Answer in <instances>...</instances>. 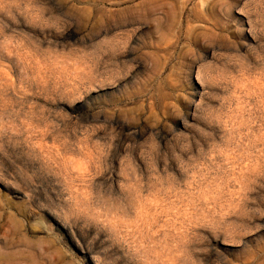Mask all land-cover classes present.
I'll return each instance as SVG.
<instances>
[{
    "label": "rangeland",
    "instance_id": "374dc122",
    "mask_svg": "<svg viewBox=\"0 0 264 264\" xmlns=\"http://www.w3.org/2000/svg\"><path fill=\"white\" fill-rule=\"evenodd\" d=\"M143 1L0 0V264H264V0L192 1L200 83L161 9L102 46Z\"/></svg>",
    "mask_w": 264,
    "mask_h": 264
},
{
    "label": "bare ground",
    "instance_id": "6f19581e",
    "mask_svg": "<svg viewBox=\"0 0 264 264\" xmlns=\"http://www.w3.org/2000/svg\"><path fill=\"white\" fill-rule=\"evenodd\" d=\"M192 1L193 0H181V2L179 0H157L154 3L150 2L148 4H145V5H143L142 8L141 7L139 8L138 15H136L135 17L128 18L126 21H124L120 25H119V23H118V25H116V23L113 22V23H115L116 26L111 28L112 29L111 32H113V34L115 32L116 34H114V37L112 39L110 37L111 40H108L107 37H106L107 39L104 38L105 40L102 39V46L109 45L108 41H111L112 46L109 45L111 47L110 51H111L112 47H113V49H114V47H116L118 49V46L121 44L122 41L124 42V41H127V40L129 41V40L133 39L132 34H136L140 30H146L148 28V25L150 23H153V22H150L151 18H154L153 20L155 21V18H157V17H155V15H153V17H151V15H150V12L152 11V9L153 10L161 9L163 11V15H161V14L158 15L159 19H157L158 21L155 22V25L158 28V30L160 31L159 33L162 32V33H164V35H165V33H169V34L172 33L174 35V37L172 38L170 35V38L172 39V41H171V39H169L168 37L164 39L163 34H160V36H162L164 41L166 40L165 42H167V39H169L171 42H174V43H172L173 44L172 47L170 44L171 42H169V45H168L171 47V49L173 51L177 50V48L181 44L183 36L184 35L186 36V40L188 43V45H187L188 51L189 52L195 51V54L192 56V61H191L190 66H191L192 70H196V69L198 70L197 82L200 83L201 80H203V78H202L203 77V74H202L203 69L201 67L202 63L205 62L209 58L214 59L216 57L217 53L221 50V48L216 43L213 42V40L211 39V30L206 25L203 24V22H205V18L207 17V14H203L202 12L191 11L190 17L188 15L189 19L187 21V24L185 25L184 17H185L186 11L188 10L189 5L192 3ZM129 2H130V0H129ZM205 3L206 2L202 1L201 5L203 6L204 11H207L210 8V4H205ZM164 12H165V14H164ZM124 13H126V12H124ZM122 14H121V17H122ZM126 15H127V13H126ZM132 16H134V15H132ZM113 20H115V19H113ZM146 21H149L150 23L146 24L145 23ZM156 23L158 24V26ZM102 29H103V27H102ZM199 29L205 31V33L199 32ZM106 33H107V31L100 33V35H98L96 37V40L99 39L100 37H102L103 35H106ZM127 43H129V42H126V44L125 43L122 44L123 45L122 47L124 48L125 45H128V46L130 45ZM201 43H203V46L205 47L204 49H200L199 46ZM164 45H167V43ZM100 46H98V47H100ZM128 46H127V48H129ZM102 48H104V47H102ZM193 48H194V50H193ZM110 51H107V52L110 53ZM112 51H114V50H112ZM121 51H122V49H121ZM124 51H125V49H123V52ZM114 52H112V53L114 54ZM126 53H127V51H126ZM102 54H105V53H102ZM122 54H124V53H122ZM153 54L155 55V52ZM170 54H171V52H170ZM172 55H174V54H172ZM112 58H113V56H112ZM103 59H104V57H103ZM109 60H110V57H109ZM115 60H116V58H115ZM170 61H171V58L169 59V62ZM203 73H204V71H203ZM202 86L205 87V84Z\"/></svg>",
    "mask_w": 264,
    "mask_h": 264
},
{
    "label": "snow or ice",
    "instance_id": "6c2138e0",
    "mask_svg": "<svg viewBox=\"0 0 264 264\" xmlns=\"http://www.w3.org/2000/svg\"><path fill=\"white\" fill-rule=\"evenodd\" d=\"M193 77H194V71H193ZM262 235H264V233H262Z\"/></svg>",
    "mask_w": 264,
    "mask_h": 264
}]
</instances>
